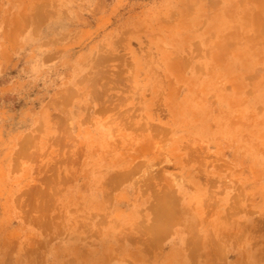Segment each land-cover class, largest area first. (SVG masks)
Returning <instances> with one entry per match:
<instances>
[{
  "label": "rangeland",
  "instance_id": "374dc122",
  "mask_svg": "<svg viewBox=\"0 0 264 264\" xmlns=\"http://www.w3.org/2000/svg\"><path fill=\"white\" fill-rule=\"evenodd\" d=\"M0 264H264V0H0Z\"/></svg>",
  "mask_w": 264,
  "mask_h": 264
},
{
  "label": "crops",
  "instance_id": "0c3cea01",
  "mask_svg": "<svg viewBox=\"0 0 264 264\" xmlns=\"http://www.w3.org/2000/svg\"><path fill=\"white\" fill-rule=\"evenodd\" d=\"M86 1H89V0H86ZM27 36H28V34H27V32H25L23 35H22V39L23 40H26L27 41ZM170 212V211H169ZM176 228H174V230H175ZM170 235H169V240L167 241V242H169L171 245L173 244V245H177V242H178V240H180V241H182L183 240V233H182V231H171L170 233H169ZM178 234H180L179 235V237H178Z\"/></svg>",
  "mask_w": 264,
  "mask_h": 264
}]
</instances>
